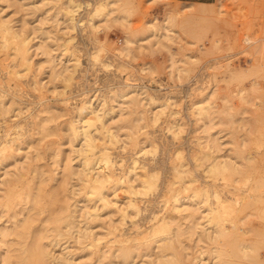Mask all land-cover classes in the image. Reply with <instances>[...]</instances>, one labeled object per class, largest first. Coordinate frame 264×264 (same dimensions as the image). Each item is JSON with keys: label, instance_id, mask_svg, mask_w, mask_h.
<instances>
[{"label": "rangeland", "instance_id": "1", "mask_svg": "<svg viewBox=\"0 0 264 264\" xmlns=\"http://www.w3.org/2000/svg\"><path fill=\"white\" fill-rule=\"evenodd\" d=\"M78 1L82 3L80 15H88L87 11L92 4L88 6L87 3H92L94 0ZM63 2L66 4V0H0V14L6 18H13L17 26L24 25L26 33L32 38L35 63L30 75L26 78L28 81L20 83L22 88H18L15 80H10L7 70L14 67L15 63L18 64L16 68H19L20 62L11 57L5 58L0 50V86L2 87L0 91L9 107L6 114L0 115V125L4 127L12 125V132L16 131L17 127L13 126L17 118H20L23 126L18 143L0 157V193L5 187L2 183L4 180L12 178L13 175H24L21 178L22 181L15 186L16 195L19 197L12 207L7 209L0 204V264H4L2 258L7 253L12 254L13 264H29L24 260L17 261L16 255L20 246L28 247L32 243V234L38 230L48 228V231L54 234L49 219L61 213L62 204H68L70 209H73L77 199L80 198L82 199L80 204L85 205L82 193L77 190L78 175L71 174L65 190L59 188L60 181L66 173L64 166L75 156L74 149L80 146L79 140L71 142L68 123L75 115V106L81 104L84 97L91 96L96 100V97L100 95L110 96L118 90L129 74L133 77L130 81L145 84L151 93L159 97L167 92L171 93L176 99L175 107L180 110L176 117H181L184 123L182 136L179 139H172L171 134L165 129L166 121L160 127L141 128L139 134L132 133L136 127L128 128L129 121L119 122L122 141L128 139V134H134L138 142L142 143L145 140L144 130L156 135L158 148L152 163L156 166V171L164 175L165 165L175 158L178 145L183 148L187 156L191 150V140L196 133L195 122L188 110L192 101L202 99L206 91L209 93L214 91L211 97L213 100L212 119L208 118L203 121L197 132L203 134V128L210 127L215 136L221 137L223 152H232L233 139L236 142L242 141L246 131L238 127L240 121L233 124L226 121L225 113L228 110L226 107L230 104L226 102V97L230 94L235 95L240 88H244L251 99L243 102L241 107H234L233 112H236L237 108L247 107L249 111L244 115L247 119H252V116H258L256 115L258 103L257 105L254 103L258 101L255 97L258 94V87L264 92V16L257 15L255 10L257 7L258 9L259 7L264 8V0H210L205 4L200 3L201 1L183 0H120V8L109 15L111 19L106 21L107 16L105 18L101 16L97 18L96 29L84 25L73 32L75 39L70 45L71 50L80 59L82 68L88 71L75 80L71 92L68 93L70 94L68 103L65 104L61 96L52 91L54 83L61 87L60 78H53L51 74L52 60L58 57L61 50L62 40L59 37L66 26L64 22L66 16L61 8L64 6ZM193 12L197 16L193 17ZM85 16L84 21L86 22ZM167 22L173 28L171 38L164 36L157 39L155 35L150 34L152 32L150 27L163 30V25ZM127 34L148 36L145 46L136 50V56L131 60L133 61L131 62L132 67H127L128 69L118 65L123 59L126 61V57H118L116 54L118 48L125 44ZM94 35L99 38L100 44L104 43L106 47L104 51H101V58L113 63L108 69L104 68L101 62L91 63L90 53L95 46L91 38ZM247 37L250 43L246 40ZM216 40H218V46L208 52L212 42ZM40 45H44L50 54L43 53L41 48H37ZM187 53L197 55L198 60L183 62L182 59ZM144 64L149 70L143 74L140 69ZM174 64L186 67L188 70L178 77ZM253 64H260L263 69L254 73L249 71H245V74L239 73V71L251 68ZM130 68H133L131 73ZM34 75H37L41 83L46 85L43 89V98L31 84ZM254 81H256L255 90L251 89ZM159 101L162 102L163 98H159ZM154 105L144 99L141 106L138 108L130 106L129 112L124 115L128 119L137 116L135 110L141 112L146 110L150 114ZM19 106L23 107V112L18 116L16 114ZM260 110L264 115V106ZM166 112L164 120L176 118L170 114L168 109ZM240 115L241 113L236 117ZM120 117V114H117L110 121L113 122ZM42 119H45L43 122L46 124V129L39 126ZM138 124L142 127L143 121ZM253 133L252 136L258 135V132ZM254 143L255 141L249 145L250 150L254 152L256 158H260L263 152L259 151L257 143L256 145ZM114 150L115 154L122 155L125 163L128 164L136 147L129 144L126 149L115 148ZM72 163L73 170H76L79 167L78 159L73 158ZM262 165L264 170V162ZM239 178L238 185L241 186L243 178ZM217 181L222 186V180ZM254 182L255 179L251 184ZM57 188L59 192L55 196L53 192ZM229 189H233L232 186L226 187V190ZM25 191L34 193L41 191L42 208L35 213L36 220L25 237L12 234L4 240L1 230L6 226L12 229L15 226L16 215L24 218L28 214L31 202ZM118 194L121 200L127 199L126 191L118 190ZM188 202L190 201L185 199V204H189ZM149 204L154 209H160L162 197L153 196ZM99 211L101 216L94 219L89 218L90 220L82 216L83 210L77 212L76 228L78 231L65 236L61 244L54 247L53 253L60 256L64 252L71 264H123L117 256L118 243L113 247L107 245L111 239V234L108 233L110 219L117 222L118 214L114 210L108 212L102 205ZM170 215L176 216L174 218L181 220L186 227L187 221L184 215L178 216L179 214L174 211L170 212ZM236 221L235 231L243 232L245 241L255 245L256 250L246 256L229 254L225 258L235 263L264 264V201L248 195V198L239 205ZM88 224L92 226L91 229L95 235L102 237V242L97 247L91 246L89 238L81 235L85 233ZM137 224L145 228L151 224V220L147 214L140 215L137 217ZM134 228L128 221L123 232L126 234L124 236L129 235L131 238L128 244L137 246L138 243L134 241L136 235L131 232ZM200 233L201 230L198 229L191 236H184V243L187 242L189 245L183 251L184 253L186 251L192 254L200 246L210 248L216 245L213 242L200 241ZM178 246L181 248L180 245ZM145 252L148 254H144ZM156 252L155 247L150 250L140 247L139 251L135 252L138 253L136 259L142 263L144 259L156 258Z\"/></svg>", "mask_w": 264, "mask_h": 264}, {"label": "bare ground", "instance_id": "2", "mask_svg": "<svg viewBox=\"0 0 264 264\" xmlns=\"http://www.w3.org/2000/svg\"><path fill=\"white\" fill-rule=\"evenodd\" d=\"M119 1L94 0L92 3H87L88 6L92 4V7L87 11L88 15H84L86 22L84 16L80 15L82 8L80 1L66 0V4L63 2L64 6L61 8L66 16V21H64L66 26L63 34L59 37L62 40L61 50L58 57L52 60L51 74L53 78H60L61 87L54 83L52 91L58 93L65 104L68 103L70 95L68 93L71 92L75 80L88 71L86 68H82L80 59L71 50L70 45L75 39L73 32L84 25L96 29L97 18L101 16L104 18L107 16L106 21L111 19L109 15L115 13L121 6H119ZM200 3L205 4L206 2L201 1ZM263 9L257 7L255 9L257 15L264 16ZM195 16L197 14L193 12V17ZM163 26V30L150 27L152 29L150 34L155 35L157 39L164 36L171 38L173 28L168 22ZM25 30L24 25L17 26L13 18H6L0 14V50L5 58L11 57L20 62L19 68H16L18 64L15 63L14 67L7 70L10 80H15L18 88H22L20 83L28 81L26 78L30 75L35 64L32 50L34 44ZM135 36L127 34L125 44L118 50L116 48L118 57H126V61L122 58L123 60L118 63L122 68L132 67L131 62L133 61L131 60L136 56V50L143 48L146 44L148 36ZM195 36L198 38L197 35ZM91 39L95 43L94 50L90 53L91 63L101 62L102 66L108 69L113 63L101 58V51L106 49L104 43L100 44L99 38L95 35ZM246 40L250 41L248 37ZM217 46L218 40L212 42L208 52ZM37 48H41L43 53L50 54L44 45ZM37 54L39 53L37 52ZM197 60V55L188 53L182 59L183 62H196ZM174 62L178 61L174 60ZM132 69L130 68L129 72H132ZM174 69L178 77L188 70L179 65H175ZM262 69L260 64H253L251 68L239 71V73L245 74V71L254 73ZM140 70L144 74L149 68L144 64ZM131 78L133 77L129 74L127 79L122 81L118 90L110 96L100 95L96 97V100L94 97L86 96L82 99L81 104L75 106V115L68 123V129L71 142L79 140L80 146L74 149L75 156L66 162L64 166L66 173L63 180L60 181L59 188L65 190L71 174L78 175L77 190L82 193L86 203L81 205L82 199L79 198L73 209H70L68 204H62L61 213H57L49 219L54 234H51L48 228L33 233L32 243L28 247L20 246L16 255L17 261L24 260L29 264H71L64 252L60 256L55 255L54 247L61 244L65 236L78 231L76 228L77 212L83 210V217L86 216L87 220L94 219L101 216L99 210L102 205L108 212L114 210L118 214L117 222L110 219L108 233L111 234V239L107 245L113 247L118 243L117 256L120 257L123 264H243L231 262L225 257L229 254L246 256L256 250L255 245L245 241L243 232L238 233L235 230L237 228V210L242 201H245L248 195L264 201V170L262 168L264 162V115L261 113L262 109L260 110L264 106V92L260 91L258 87V94L255 96L258 101L254 102L255 105L258 103V112H255L258 116L254 115L252 119H247V116L244 115L249 111L247 107L237 108L236 112H233L234 107H241L243 102L251 99L247 96L248 92L246 93L244 88H240L235 95L230 94L226 97V102H230L226 107L228 109L225 113L226 121L232 124L240 121L238 127L240 126L246 131L242 141L236 142L233 139L232 152H223L221 137L215 136L210 127L203 128V134L197 132L203 121L208 118L212 119L213 100L211 97L214 95V91L212 93L206 91L202 99L192 101L188 110L195 122L196 133L191 140L189 155L184 154L183 148L178 145L175 150V158L165 165V174L161 175L152 163L158 148L156 135L144 130L145 140L141 143L138 142L134 134L138 133L141 128L160 127L166 121L165 129L171 134L172 139H179L184 128L182 118L176 117L180 110L175 107L176 99L171 93L167 92L164 96L159 97L151 93L145 84L141 85L130 81ZM31 84L43 98V89L46 88V85L41 83V79L34 75ZM47 89L50 90L49 87ZM251 89H256V81ZM3 96L0 91V115L6 114L9 109ZM159 98H163V101L160 102ZM144 99L155 104L151 113L149 114L146 110V112L135 110L137 116L128 119L124 113L129 112L130 106L137 108L141 106ZM167 109L171 115H174V118L176 117L175 119H163ZM12 110L15 111V109ZM22 112L23 107L19 106L16 115L19 116ZM240 113L241 115L236 117ZM117 114H120L121 117L113 122L110 121ZM20 120L17 118L16 124L13 126L17 127V130L13 132L12 125L5 127L0 125V157L18 143L23 130ZM43 120L45 119L40 121L39 126L46 129ZM127 121L130 123L128 128L136 127V130L132 131L134 134H128L127 140L122 141L119 122ZM140 121H143L142 127L138 124ZM136 122L138 123L135 124ZM253 132H258V135L252 136ZM253 141H255V145L257 143V149L263 152L260 158H256L254 152L250 150L249 145ZM129 144L136 147V151L127 164L122 155L115 154L114 149H126ZM75 157L78 159L79 167L73 170L72 160ZM22 176L24 175H13L12 178L2 182L5 187L0 193V204L7 209H10L19 197L16 195L15 186L19 181H22ZM239 177L243 178L241 186L238 185ZM253 179L255 182L251 184ZM217 180H222V186ZM227 186H232L233 189L226 190ZM242 186L243 188H241ZM59 188L53 192V195L58 194ZM118 190L126 191V200L120 199ZM26 193L31 202L28 214L24 218H19L16 215L15 226L12 229H8L6 226L1 230L4 240L12 234L25 237L36 220L35 213L42 208L41 191L37 193L27 191ZM155 195L162 197L160 209H154L149 204V200ZM185 199L190 201L189 204H185ZM172 211L178 213V216L186 217V227L181 220L174 218L176 216L170 215ZM144 214H147L151 220V224L145 228L141 224H137V217ZM128 221L135 227L131 232L136 235L134 241L138 243L137 246L129 245L130 236H124L126 234L123 229ZM91 228L90 224L86 225L85 233L81 235L89 238L91 246L97 247L102 242V237L95 235ZM198 229L201 230L200 241L213 242L216 245L210 248L200 246L192 254L186 253V251L184 253L183 251L189 246L187 242L184 243V236H191ZM217 243H221L222 246ZM140 247H144L146 250L157 248L156 258L144 259L142 263H139L136 259L138 253L135 252L139 251ZM144 254H148V252ZM2 262L13 264L12 254H4Z\"/></svg>", "mask_w": 264, "mask_h": 264}, {"label": "crops", "instance_id": "3", "mask_svg": "<svg viewBox=\"0 0 264 264\" xmlns=\"http://www.w3.org/2000/svg\"><path fill=\"white\" fill-rule=\"evenodd\" d=\"M183 1H193V2L204 1V2H209L210 0H183Z\"/></svg>", "mask_w": 264, "mask_h": 264}]
</instances>
